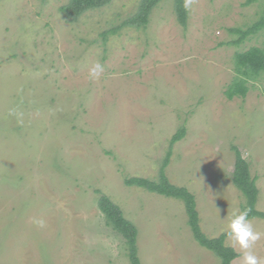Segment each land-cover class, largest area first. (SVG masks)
Masks as SVG:
<instances>
[{"label": "rangeland", "instance_id": "374dc122", "mask_svg": "<svg viewBox=\"0 0 264 264\" xmlns=\"http://www.w3.org/2000/svg\"><path fill=\"white\" fill-rule=\"evenodd\" d=\"M68 1L0 0V264H128L101 194L135 225L140 264H221L194 238L181 200L124 180H156L184 128L164 170L194 195L200 230L219 236L245 202L232 183L233 147L264 212V73L244 97L224 94L235 52L264 49V29L239 43L231 30L256 21L260 3L194 0L182 26L174 0H161L144 25L123 26L140 0L75 20L60 11ZM97 61L104 70L93 79ZM250 219L264 264V218ZM235 251L231 264H243Z\"/></svg>", "mask_w": 264, "mask_h": 264}, {"label": "trees", "instance_id": "16d2710c", "mask_svg": "<svg viewBox=\"0 0 264 264\" xmlns=\"http://www.w3.org/2000/svg\"><path fill=\"white\" fill-rule=\"evenodd\" d=\"M111 0H69L60 6V11L67 17L75 20L83 12L107 5ZM161 0H140L137 11L134 15L122 22L123 26H142L147 22L151 9ZM259 2L261 5L260 15L248 28L231 29L239 34L234 42L239 43L248 35L257 33L264 29V0H245L244 5ZM184 0H174L175 13L178 22L185 26L187 23V10L184 8ZM118 28H113L110 32L114 33ZM264 73V49L259 46H251L245 50L237 51L234 54V78L227 86L224 94L228 99L235 95L244 97L249 89L248 83L255 81ZM184 128H180L170 139L169 150L160 166L158 178L152 180L145 177L132 176L126 178L124 183L128 186H138L146 191L158 193L166 197H173L183 202L187 215V222L196 241L206 249L212 251L219 257L221 264H231L239 254L224 242L225 235L221 233L217 237L206 236L199 227L198 213L194 195L184 186L171 183L165 174V167L171 153L172 145L182 138ZM235 161L232 172V183L242 193L245 198L241 208H249V218H264V212L256 209L258 188L255 177L251 176L248 162L242 157L239 150L235 147ZM98 209L102 212L105 223L120 234L127 247L128 264H140L137 253V230L135 225L128 220L122 213L120 207L115 204L108 196L101 194L97 201Z\"/></svg>", "mask_w": 264, "mask_h": 264}, {"label": "clouds", "instance_id": "9594fccd", "mask_svg": "<svg viewBox=\"0 0 264 264\" xmlns=\"http://www.w3.org/2000/svg\"><path fill=\"white\" fill-rule=\"evenodd\" d=\"M193 2L194 0H184L183 6L185 10H189ZM103 70V65L98 61L95 62L89 69L90 78H99ZM10 114H15V110L10 109ZM250 211L251 209L249 208L233 207L227 213L223 234L234 250L239 249L243 264H260L259 258L254 254L252 249L260 239L262 233L255 229L252 220L249 218ZM33 223L39 228L45 226V222L41 219H34Z\"/></svg>", "mask_w": 264, "mask_h": 264}]
</instances>
